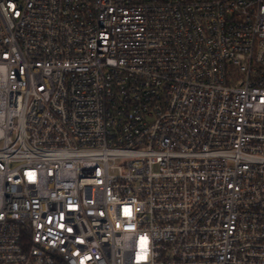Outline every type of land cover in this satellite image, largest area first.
<instances>
[{
    "label": "built area",
    "instance_id": "built-area-1",
    "mask_svg": "<svg viewBox=\"0 0 264 264\" xmlns=\"http://www.w3.org/2000/svg\"><path fill=\"white\" fill-rule=\"evenodd\" d=\"M0 264H264V0H0Z\"/></svg>",
    "mask_w": 264,
    "mask_h": 264
}]
</instances>
